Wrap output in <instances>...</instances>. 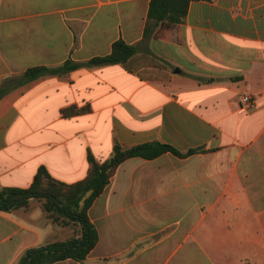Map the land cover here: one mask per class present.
I'll use <instances>...</instances> for the list:
<instances>
[{
	"label": "crops",
	"instance_id": "0c3cea01",
	"mask_svg": "<svg viewBox=\"0 0 264 264\" xmlns=\"http://www.w3.org/2000/svg\"><path fill=\"white\" fill-rule=\"evenodd\" d=\"M150 2L0 0V82L138 46L126 64L44 75L0 100V189L29 188L41 167L80 182L116 142L202 149L124 161L89 210L96 247L54 264H264V0L193 1L145 37ZM78 229L37 201L0 211V264Z\"/></svg>",
	"mask_w": 264,
	"mask_h": 264
},
{
	"label": "trees",
	"instance_id": "16d2710c",
	"mask_svg": "<svg viewBox=\"0 0 264 264\" xmlns=\"http://www.w3.org/2000/svg\"><path fill=\"white\" fill-rule=\"evenodd\" d=\"M193 1L213 0H151L145 37L155 34L159 36L162 30L173 28L183 23L187 17L189 5ZM138 53L137 45L127 44L118 40L113 44L112 52L107 56L95 57L84 64L67 62L59 68L34 67L19 76L5 78L0 82V100L13 89L27 84L41 76L49 74H65L81 65L88 67L126 64ZM83 110L70 107L62 111L64 117L80 114ZM202 149L181 153L170 145L150 142L132 147L115 143L111 156L105 160H97L89 155L90 165L87 177L75 184H65L54 179L45 167H41L29 188L0 189V211H15L29 209L32 201L42 204L47 217L53 223L63 226L74 224L78 226V236L65 242H57L25 251L18 264H54L72 259L78 262L86 260L96 247L99 234L89 217V210L94 201L101 196L118 167L126 160L134 157L154 159L165 153L178 157H188Z\"/></svg>",
	"mask_w": 264,
	"mask_h": 264
},
{
	"label": "built area",
	"instance_id": "2783aa9c",
	"mask_svg": "<svg viewBox=\"0 0 264 264\" xmlns=\"http://www.w3.org/2000/svg\"><path fill=\"white\" fill-rule=\"evenodd\" d=\"M255 103V99L251 95H246L241 100V109L246 110Z\"/></svg>",
	"mask_w": 264,
	"mask_h": 264
},
{
	"label": "water",
	"instance_id": "95a60500",
	"mask_svg": "<svg viewBox=\"0 0 264 264\" xmlns=\"http://www.w3.org/2000/svg\"><path fill=\"white\" fill-rule=\"evenodd\" d=\"M176 72H179V69H177Z\"/></svg>",
	"mask_w": 264,
	"mask_h": 264
}]
</instances>
